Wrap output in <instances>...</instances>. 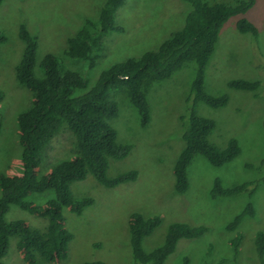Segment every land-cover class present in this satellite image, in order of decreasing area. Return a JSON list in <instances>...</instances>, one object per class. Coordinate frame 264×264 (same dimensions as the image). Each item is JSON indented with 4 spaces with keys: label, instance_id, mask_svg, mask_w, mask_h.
I'll return each mask as SVG.
<instances>
[{
    "label": "rangeland",
    "instance_id": "obj_1",
    "mask_svg": "<svg viewBox=\"0 0 264 264\" xmlns=\"http://www.w3.org/2000/svg\"><path fill=\"white\" fill-rule=\"evenodd\" d=\"M209 4H234L240 0H205ZM106 0H4L0 5V174H23V147L19 141L17 118L33 103V94L19 85L16 68L22 60L24 44L19 33L24 26L37 37L39 47L35 75L43 77L41 62L47 54L55 55L62 66L85 77V89L76 90L75 97L85 95L97 84L102 73L128 59L140 58L156 51L174 32L181 30L192 6L182 0H126L117 14L123 33L105 38L104 49L96 66L86 70L85 62L68 59V39L74 37L87 20H98ZM247 19L257 28L259 36L241 34L236 24ZM196 77V67L188 64L172 78L156 84L148 95L151 123L143 128L139 113L129 99L113 94L118 104V118L109 121L117 132L120 145H131L129 156L111 161L108 176L114 178L130 171L138 172L135 182L106 188L92 175L72 185L75 199L92 198L94 204L78 216L64 210L65 225L72 233L69 256L59 264H136L133 260L129 220L133 214L146 219L159 217L160 225L147 237L143 248L150 253L165 243L169 229L175 224L206 227L207 232L195 239H182L176 251L164 264H262L256 250V236L264 232V0L245 15L231 18L220 32L216 51L205 73V91L213 97H228V104L211 108L198 103L201 117L216 122L209 141L221 150L231 139L238 141L242 153L222 167L212 166L197 156L188 168L190 188L184 195L175 192V164L185 148L182 117L188 115L187 99ZM259 81L255 92L229 87L232 80ZM192 100L194 96L191 97ZM74 134L67 125L57 133L43 153L38 168L40 178L48 176L64 161L77 154ZM220 179L224 187L254 183L258 190L251 200L247 194L214 199L211 191ZM1 196V190H0ZM55 199V191L33 194L28 201L44 206ZM256 217H247L236 231L227 225L249 203ZM7 222L24 221L32 230L45 231L48 220L12 207ZM241 237L236 250L231 241ZM18 238L10 239L4 264H28L17 249ZM188 260L186 263L185 260Z\"/></svg>",
    "mask_w": 264,
    "mask_h": 264
},
{
    "label": "trees",
    "instance_id": "obj_2",
    "mask_svg": "<svg viewBox=\"0 0 264 264\" xmlns=\"http://www.w3.org/2000/svg\"><path fill=\"white\" fill-rule=\"evenodd\" d=\"M4 0H0V5ZM192 6L184 27L174 32L158 50L145 53L140 58L128 59L104 71L97 84L85 95L75 97L76 90L85 89L87 82L79 72L62 66L60 60L47 54L41 62L43 77L35 75L38 54V39L22 26L19 39L24 44L22 60L16 68L19 85L33 94L31 107L17 118L19 141L23 147V174L12 176L0 174V264L8 255L10 239L18 238L17 249L28 264H59L69 256L72 233L65 225L64 210L69 209L78 216L94 204L92 198L77 200L72 194V185L92 175L106 188L135 182L137 171L108 176L111 161H122L131 153V145H120L117 132L109 121L119 116L120 109L112 95L127 97L139 113L140 123L147 128L151 123V107L148 95L160 82L172 78L188 64L196 67V77L191 96L187 99V116L182 117L183 141L181 152L174 168L175 192L184 195L190 188L188 168L197 156H203L212 166L222 167L231 163L242 153L237 140L231 139L227 148L219 149L209 141L216 130V122L198 115L196 107L203 103L217 109L228 104V97H213L205 91L207 65L216 51L220 32L234 17L245 15L256 0H240L234 4H209L205 0H182ZM126 4V0H106L98 20H87L86 24L72 38L68 39L65 55L75 62H85L86 70L96 66L104 49L105 38L112 33H123L116 14ZM241 34L259 36L257 28L243 18L236 24ZM0 42H6L0 33ZM229 87L239 91H257L259 81L232 80ZM192 96H194L192 100ZM64 125L74 134L77 154L72 160L56 166L46 177L38 176V168L43 161V153L54 136ZM3 117L0 114V134ZM55 191V199L44 206H36L28 201L33 194ZM258 190L254 183L224 187L221 180L215 181L211 191L214 199L232 198L247 194L252 200ZM12 207H18L32 215L48 220L46 230H32L24 221L7 222L5 217ZM247 217L255 218L253 203L227 225L226 230L236 231ZM159 217L146 219L141 214H133L129 220L133 260L136 264H164L182 239L199 238L207 232L206 227H191L175 224L169 229L165 243L160 248L147 253L143 248L145 239L160 225ZM241 237L231 241L238 249ZM256 250L264 264V232L256 236ZM187 263L188 260L186 259ZM87 264H103L101 262Z\"/></svg>",
    "mask_w": 264,
    "mask_h": 264
}]
</instances>
